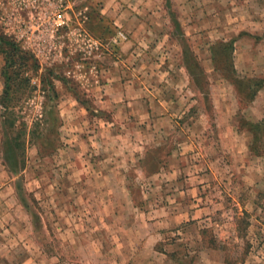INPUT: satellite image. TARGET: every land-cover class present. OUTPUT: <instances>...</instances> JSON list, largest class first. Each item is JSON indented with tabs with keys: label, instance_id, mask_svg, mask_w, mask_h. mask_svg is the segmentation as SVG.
<instances>
[{
	"label": "rangeland",
	"instance_id": "rangeland-1",
	"mask_svg": "<svg viewBox=\"0 0 264 264\" xmlns=\"http://www.w3.org/2000/svg\"><path fill=\"white\" fill-rule=\"evenodd\" d=\"M0 35L36 66L0 264H264V0H0Z\"/></svg>",
	"mask_w": 264,
	"mask_h": 264
},
{
	"label": "trees",
	"instance_id": "trees-1",
	"mask_svg": "<svg viewBox=\"0 0 264 264\" xmlns=\"http://www.w3.org/2000/svg\"><path fill=\"white\" fill-rule=\"evenodd\" d=\"M0 56L4 65L1 75L4 79L3 92L0 95L1 111H11L33 92H13L14 88L23 89L30 86V74L36 70L30 59L22 54L15 40L0 35Z\"/></svg>",
	"mask_w": 264,
	"mask_h": 264
},
{
	"label": "built area",
	"instance_id": "built-area-1",
	"mask_svg": "<svg viewBox=\"0 0 264 264\" xmlns=\"http://www.w3.org/2000/svg\"><path fill=\"white\" fill-rule=\"evenodd\" d=\"M64 23L65 22H64L63 16L61 14H57L54 19L55 29L58 30L60 27L64 25ZM120 36L124 38L122 35Z\"/></svg>",
	"mask_w": 264,
	"mask_h": 264
},
{
	"label": "crops",
	"instance_id": "crops-1",
	"mask_svg": "<svg viewBox=\"0 0 264 264\" xmlns=\"http://www.w3.org/2000/svg\"><path fill=\"white\" fill-rule=\"evenodd\" d=\"M175 155H176V152L173 151V152H172V155H171V158H172V157H175Z\"/></svg>",
	"mask_w": 264,
	"mask_h": 264
}]
</instances>
